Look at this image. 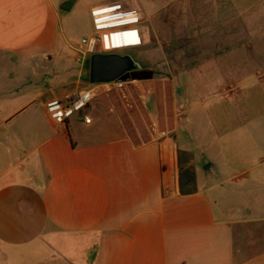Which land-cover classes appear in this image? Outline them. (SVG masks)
<instances>
[{"label":"crops","instance_id":"obj_1","mask_svg":"<svg viewBox=\"0 0 264 264\" xmlns=\"http://www.w3.org/2000/svg\"><path fill=\"white\" fill-rule=\"evenodd\" d=\"M64 1L0 0V264H264V0ZM114 2L142 13L105 24L111 52L170 91L101 92L57 126L46 105L91 87L70 34Z\"/></svg>","mask_w":264,"mask_h":264},{"label":"built area","instance_id":"obj_2","mask_svg":"<svg viewBox=\"0 0 264 264\" xmlns=\"http://www.w3.org/2000/svg\"><path fill=\"white\" fill-rule=\"evenodd\" d=\"M141 10L132 8L125 2H114L106 6L94 8L91 10L93 24L96 25V32L82 39L83 46L91 53L109 54L113 46L110 42V34L104 29L105 24L110 22L112 18L120 16L121 18L137 19L141 15ZM141 43H144V36L140 30ZM121 54V53H120ZM126 82L114 81L110 83H102L91 85L86 90L81 91L75 96H66L61 100H52L46 105V113L49 120L57 125L63 126L76 114L85 110L92 100L101 92H109L117 88H121ZM85 122L90 120L85 118Z\"/></svg>","mask_w":264,"mask_h":264},{"label":"water","instance_id":"obj_3","mask_svg":"<svg viewBox=\"0 0 264 264\" xmlns=\"http://www.w3.org/2000/svg\"><path fill=\"white\" fill-rule=\"evenodd\" d=\"M76 0H65L60 5L63 12L71 11ZM153 71L144 70L131 53H95L90 58L89 81L91 85L110 83L114 81H146L153 78ZM211 164L203 167L210 171Z\"/></svg>","mask_w":264,"mask_h":264},{"label":"rangeland","instance_id":"obj_4","mask_svg":"<svg viewBox=\"0 0 264 264\" xmlns=\"http://www.w3.org/2000/svg\"><path fill=\"white\" fill-rule=\"evenodd\" d=\"M78 7H79V5H77L76 6V8L74 9V13L78 10ZM73 14V13H72ZM86 25H87V19H86ZM88 26L89 25H87V26H83V20H81L79 23H78V25H77V28H76V30H75V32H73V34H70V40L73 42V43H81V41H82V38L83 37H85V36H87L88 35V33H86V31H87V28H88ZM90 28V27H89ZM161 37H163V36H161ZM161 40H160V43H163L164 42V40H163V38H160ZM178 42H179V40H178ZM154 43H157V44H159V42H158V40H154ZM161 56V55H160ZM161 58H162V56H161ZM147 59V56L145 57V59H144V57L142 58V57H140L139 58V62H141L143 65H149V64H147V63H149V60H146ZM151 60H152V63H151V65L153 64V62L155 61V62H158L157 60L158 59H160L159 57H158V55H157V57H152V58H150ZM141 60V61H140ZM155 67V66H154ZM154 67H149V66H143V69L144 70H151V71H153V78L151 79V80H146V81H129V82H126L127 84H125L123 87H121V88H117V89H115V90H111V91H109L108 93H113V94H116L118 91H122V90H131V88L133 87V86H138V84H146V83H149V82H152L153 80H155V79H157L158 78V80L159 81H156V84H157V86L159 87V89H160V91L161 92H169L170 90H169V87H168V84H167V82L165 81L166 79L164 78V77H159L160 76V74H159V72H156L155 71V68ZM163 106H164V104H163ZM195 117V116H194ZM148 122H146V121H142V122H140V124H138V125H136V127H132V129H131V132L136 136V128H142L143 127V136L145 137V135H146V132L148 131L147 130V128H148V124H147ZM133 126V125H132ZM145 128V129H144ZM138 135V134H137ZM187 136H188V140L187 141H184V142H186V144H187V142H188V144H187V146H188V148H190L192 145H193V143H195V141H196V139H192L191 138V136L189 135V132L187 133ZM204 174V173H203Z\"/></svg>","mask_w":264,"mask_h":264}]
</instances>
